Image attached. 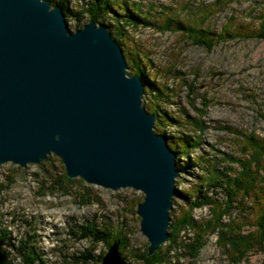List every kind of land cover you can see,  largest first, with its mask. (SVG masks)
<instances>
[{
  "label": "rangeland",
  "instance_id": "1",
  "mask_svg": "<svg viewBox=\"0 0 264 264\" xmlns=\"http://www.w3.org/2000/svg\"><path fill=\"white\" fill-rule=\"evenodd\" d=\"M87 1L70 0L63 9L49 0L50 8H61L69 31L93 19L86 11ZM106 1L111 11L99 16L101 22L93 19L95 25L104 24L118 39L128 73L136 74L143 87L142 105L154 114L152 129L163 135L174 153L177 174L168 236L148 252L149 241L136 212L144 192L69 177L52 152L38 163H0L5 264H101L113 242L130 264H264V251L235 253L215 223L231 219L238 225L247 217L241 228L252 230L255 210L248 206H255L254 196L244 200L243 210L216 216L212 211L219 209L206 197L221 202L225 196L220 187L212 190L205 184L215 169L238 171V162L249 156L250 139L264 140V38L244 35L255 29L264 0ZM125 10L136 11L140 18L136 25L126 23L121 16ZM259 174L264 189V171ZM196 195L205 198L198 201ZM91 223L98 229L112 226L125 242L105 245L90 237L78 238L80 226ZM23 239L40 253L35 262L23 261L19 251ZM88 250L92 260H74ZM234 256L241 257L234 262Z\"/></svg>",
  "mask_w": 264,
  "mask_h": 264
},
{
  "label": "water",
  "instance_id": "2",
  "mask_svg": "<svg viewBox=\"0 0 264 264\" xmlns=\"http://www.w3.org/2000/svg\"><path fill=\"white\" fill-rule=\"evenodd\" d=\"M142 93L104 24L69 31L49 0H0V163L53 152L69 177L142 190L136 212L152 252L168 236L177 170ZM117 247L109 244L101 264H130Z\"/></svg>",
  "mask_w": 264,
  "mask_h": 264
},
{
  "label": "trees",
  "instance_id": "3",
  "mask_svg": "<svg viewBox=\"0 0 264 264\" xmlns=\"http://www.w3.org/2000/svg\"><path fill=\"white\" fill-rule=\"evenodd\" d=\"M50 1L53 4H57L65 9L67 7V2L70 0ZM86 4L88 6L86 7V11L90 14V17L98 22H101V19H98L100 15L109 14L111 11V8L106 0H88ZM134 12L136 11L125 10L121 16L125 17L126 23L129 22L136 25L140 18ZM255 18L257 19V22L254 26L255 29L246 31L244 35H253L254 37L264 38V10L260 11ZM75 19L76 21L79 19L78 15H76ZM176 23L179 26L182 25L180 21H176ZM107 25L109 26L108 23ZM75 26L74 30L77 29ZM182 26L185 27L186 25ZM121 32L122 30L118 29L117 34H120ZM115 40L117 41L118 39L115 37ZM148 110L154 111L155 109L150 110L149 108ZM197 126L199 125L197 124ZM262 142L263 143H258L257 141L250 139L249 156L248 158L246 157L245 159H242L240 162L237 161L241 167L238 171L231 169L219 171L215 169L205 183L207 189L211 187L213 190L217 187H220L225 196L221 202L216 201L212 196L208 198L206 197L208 203L211 204L212 207L215 205V208L217 210L219 209L220 212H213L214 210L212 211V214L214 213L216 216H220L222 214L229 215L231 210L235 208L243 210L245 208L244 200H247L252 195L254 196L253 204L255 206H253V208L251 206L252 204L248 206L249 209L255 210L254 221L251 224L253 226L252 230L244 229L243 231L241 228L243 224L245 225L248 222L249 218L247 219V217L244 220V223L242 222L238 225H234L231 219H228V221L225 222H222L221 219L215 220L216 226L220 230L219 233H223L225 240H227L230 244L229 247L231 246L235 253L238 251L240 254H242V256L244 252L249 250L264 251V189L262 188V185L259 184V181L261 180V177H259V170L261 169L264 171V159L261 157L262 152H264V146H262V144H264V140ZM200 197L201 195H196L195 198H197L198 201L205 198ZM80 229L81 233L77 235L78 238L90 237L96 241L104 242L105 245H108L113 240H117L121 243L125 242V238L119 239L120 233L113 232L115 231V228L112 226L106 225V227L98 229L93 223H91L90 226H80ZM6 234L7 233L5 231L0 230V237L5 238ZM20 243L19 251L23 261L32 263L40 258V253L36 251L35 245L31 244L28 239H23L20 241ZM225 244L226 243H224V245ZM92 257V253L88 250L86 253L84 252L81 253L80 256L74 257V260L76 262L86 263L88 260H92ZM100 257L101 254L95 256L94 259L99 260ZM240 257L241 256H234L232 257V260L236 262Z\"/></svg>",
  "mask_w": 264,
  "mask_h": 264
}]
</instances>
